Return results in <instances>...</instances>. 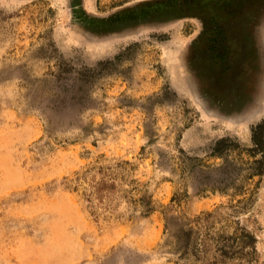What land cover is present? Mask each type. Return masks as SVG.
<instances>
[{
  "label": "rangeland",
  "instance_id": "374dc122",
  "mask_svg": "<svg viewBox=\"0 0 264 264\" xmlns=\"http://www.w3.org/2000/svg\"><path fill=\"white\" fill-rule=\"evenodd\" d=\"M263 119L264 0H0V264H264Z\"/></svg>",
  "mask_w": 264,
  "mask_h": 264
},
{
  "label": "trees",
  "instance_id": "16d2710c",
  "mask_svg": "<svg viewBox=\"0 0 264 264\" xmlns=\"http://www.w3.org/2000/svg\"><path fill=\"white\" fill-rule=\"evenodd\" d=\"M253 141L256 145V148L264 152V120L254 128ZM92 185L93 193L96 195V199H98L100 202L107 200L109 194H111L116 188L115 180H109L106 177H101Z\"/></svg>",
  "mask_w": 264,
  "mask_h": 264
},
{
  "label": "flooded vegetation",
  "instance_id": "af4514ba",
  "mask_svg": "<svg viewBox=\"0 0 264 264\" xmlns=\"http://www.w3.org/2000/svg\"><path fill=\"white\" fill-rule=\"evenodd\" d=\"M263 120H264V119H263ZM263 120H262V121H263ZM262 121H261V122H262ZM257 125H258V124H257Z\"/></svg>",
  "mask_w": 264,
  "mask_h": 264
}]
</instances>
